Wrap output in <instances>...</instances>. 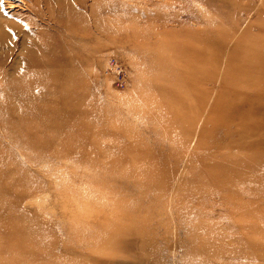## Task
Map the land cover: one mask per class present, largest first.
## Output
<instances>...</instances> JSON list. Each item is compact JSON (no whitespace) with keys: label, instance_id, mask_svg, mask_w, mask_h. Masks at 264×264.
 <instances>
[{"label":"rangeland","instance_id":"rangeland-1","mask_svg":"<svg viewBox=\"0 0 264 264\" xmlns=\"http://www.w3.org/2000/svg\"><path fill=\"white\" fill-rule=\"evenodd\" d=\"M0 264H264V0H0Z\"/></svg>","mask_w":264,"mask_h":264},{"label":"bare ground","instance_id":"bare-ground-1","mask_svg":"<svg viewBox=\"0 0 264 264\" xmlns=\"http://www.w3.org/2000/svg\"><path fill=\"white\" fill-rule=\"evenodd\" d=\"M2 185V184H1Z\"/></svg>","mask_w":264,"mask_h":264}]
</instances>
